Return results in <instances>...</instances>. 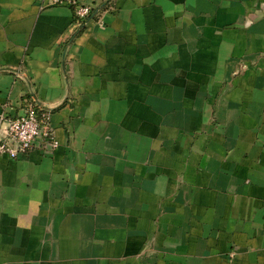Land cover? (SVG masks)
<instances>
[{"label":"crops","instance_id":"crops-1","mask_svg":"<svg viewBox=\"0 0 264 264\" xmlns=\"http://www.w3.org/2000/svg\"><path fill=\"white\" fill-rule=\"evenodd\" d=\"M0 0V264H264V0ZM99 20V21H98Z\"/></svg>","mask_w":264,"mask_h":264},{"label":"built area","instance_id":"built-area-1","mask_svg":"<svg viewBox=\"0 0 264 264\" xmlns=\"http://www.w3.org/2000/svg\"><path fill=\"white\" fill-rule=\"evenodd\" d=\"M48 4L69 6L73 21L80 28L94 11L92 5L79 0H50ZM23 103L24 111L19 115L0 112V155L17 158L33 149L45 152L57 146L49 125L47 107L39 103L32 93Z\"/></svg>","mask_w":264,"mask_h":264}]
</instances>
